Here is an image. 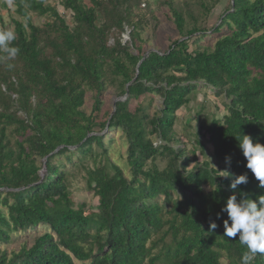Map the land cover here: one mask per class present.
<instances>
[{"label": "trees", "instance_id": "obj_1", "mask_svg": "<svg viewBox=\"0 0 264 264\" xmlns=\"http://www.w3.org/2000/svg\"><path fill=\"white\" fill-rule=\"evenodd\" d=\"M206 1L196 0L204 14L218 3ZM6 2L24 22L12 20L17 57L5 60L0 52V243L36 233L38 227L44 232L30 246L0 250V264H220L222 259L241 264L246 248L238 237L223 235L227 214L220 210L230 195L253 200L264 195L236 139L249 135L264 145V0H231L210 30L223 35L201 50H190L184 38L203 30H185L183 11L164 2L180 38L165 52L145 56L144 18H132V7H138L134 0H89V6L59 0L71 13V27L42 1L4 0L0 10ZM29 13L49 22L34 26ZM125 27L130 46L120 40ZM110 82L126 98L115 102L109 119L99 124L93 113ZM199 83L226 100L222 120L196 131L207 139L217 169L197 161L195 149L204 154L200 143L189 157L172 146L177 143L175 113ZM86 92L93 93L89 116L80 110ZM144 95L161 100L151 117L141 106L129 109L131 100ZM104 130L124 137L129 178L109 161L106 136L100 135ZM93 144L101 159L85 170L84 180L97 207L86 214L83 204L73 207L63 168L73 157L91 156ZM156 157L166 160L161 170L153 164ZM38 159L44 161L43 178ZM238 175H246L247 183L232 190ZM210 221L217 224L214 231ZM252 264H264V255L257 254Z\"/></svg>", "mask_w": 264, "mask_h": 264}, {"label": "rangeland", "instance_id": "obj_2", "mask_svg": "<svg viewBox=\"0 0 264 264\" xmlns=\"http://www.w3.org/2000/svg\"><path fill=\"white\" fill-rule=\"evenodd\" d=\"M4 1V0H0ZM44 3V5L55 8L60 16H62L66 24L71 27L72 19L71 13L69 11H64L59 5V0H39ZM83 5L89 6V0H80ZM170 1L174 4L175 8H178L183 11L185 19V30L190 29L193 26H196L198 29H202L203 33H198L188 39V44L190 50L203 49V48H212L214 42L218 37L223 35H216L210 30L213 27L219 25L218 18L221 14L231 5V0H217L215 7L211 8L206 14H204L196 3V0H134L138 2V7H132V18L133 16H138L144 18L142 29L140 30V38L143 42V55H147L152 51L165 52L169 47L170 43L174 40L180 38L179 34L176 32L174 25L172 23L171 14L168 10V7L164 5V2ZM209 5H212L214 1L207 0ZM186 8V9H185ZM200 12H199V11ZM187 13L188 15H186ZM0 16L2 22L0 23V30L11 28L12 20H17L24 22V19L18 17L14 13V9L10 6L9 2H6V8L0 10ZM187 16V17H186ZM193 17L195 20H192ZM31 23L34 26L42 27L45 23L49 22L47 16L38 17L33 13H29ZM129 30L125 27L124 33L120 36L122 44H127L130 46ZM203 36V38L196 40V38ZM113 39L110 37L108 44H112ZM132 52V51H131ZM135 54V52H132ZM14 98V97H13ZM126 97H119L115 89L113 82H110L101 96V106L99 111L93 113L94 122L103 123L109 119L111 116L114 104L117 101H123ZM226 100L223 96H215L214 91L210 88H205L203 84L199 83L196 90L192 92L189 96V103L179 109L175 113V122L173 126V134L177 140V143L172 145L174 148L184 149L186 156H190V151L196 148V142L203 145V156L199 155V149L197 152V161H206L212 167L217 169L218 166L213 158L210 145L207 143V139L203 137H197L196 131L198 127L209 125L212 120H222L223 116L226 115L224 110V104ZM161 100L157 95H144L137 100H131L129 102V109L132 112L137 106L145 108L146 113L151 117L155 111L159 109ZM93 107V93L86 92L83 105L80 110L86 116L92 114ZM18 117L24 119V116L21 113H18ZM99 127L95 128V131H99ZM100 135H104L103 144L107 150L108 159L114 165L118 166L124 177L129 178V169L126 164V142L120 131L109 133L104 130ZM154 141V145L158 142ZM92 150L94 151L91 156H86L80 158V156L73 157L72 164H64L63 171L67 174V184L68 190L70 193V199L73 203V207L83 204L84 211L86 214L96 211L97 207V198L93 193L86 188L85 184V170L92 169L94 167V160L99 161L101 157H95L99 155L100 149L93 144ZM80 158V159H79ZM61 161H63L61 159ZM37 164L42 167L39 172L40 178L45 176L44 161L37 160ZM153 164L159 169H163L166 165V160L162 157H156L153 161ZM191 164L189 168L192 166ZM110 172V171H109ZM161 200V199H160ZM44 232L43 227H38L36 233H29L28 235L19 234L13 235L11 241L8 243H0V250L6 251L7 253L11 251H17L19 246L26 244L30 246L32 240L41 235ZM74 264H88L74 261ZM220 264H225V261L222 259Z\"/></svg>", "mask_w": 264, "mask_h": 264}, {"label": "clouds", "instance_id": "obj_3", "mask_svg": "<svg viewBox=\"0 0 264 264\" xmlns=\"http://www.w3.org/2000/svg\"><path fill=\"white\" fill-rule=\"evenodd\" d=\"M16 40V33L11 28L0 30V52L4 53L3 59L13 60L20 53L18 47L12 46ZM9 69L13 64L7 65ZM238 147L246 160L245 167L249 169L259 182V187L264 188V145L254 142L249 135L236 138ZM225 162L230 164V157H225ZM222 176H230L228 171ZM247 183L246 175L235 176L229 187L236 190L239 185ZM227 214L223 221V235L227 238L238 237L239 243L246 248L241 256V264H252L257 254L264 255V195L253 200L247 196L237 199V195H230L220 210ZM219 213L217 218H219ZM217 224L209 222V230L214 231Z\"/></svg>", "mask_w": 264, "mask_h": 264}, {"label": "water", "instance_id": "obj_4", "mask_svg": "<svg viewBox=\"0 0 264 264\" xmlns=\"http://www.w3.org/2000/svg\"><path fill=\"white\" fill-rule=\"evenodd\" d=\"M142 62V60L137 64V67L140 65V63ZM126 96V95H125Z\"/></svg>", "mask_w": 264, "mask_h": 264}]
</instances>
